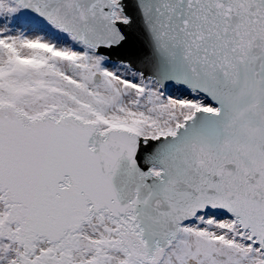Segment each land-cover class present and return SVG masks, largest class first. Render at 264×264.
<instances>
[{"label": "snow or ice", "instance_id": "1", "mask_svg": "<svg viewBox=\"0 0 264 264\" xmlns=\"http://www.w3.org/2000/svg\"><path fill=\"white\" fill-rule=\"evenodd\" d=\"M0 264H264V0H0Z\"/></svg>", "mask_w": 264, "mask_h": 264}]
</instances>
